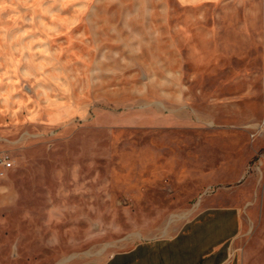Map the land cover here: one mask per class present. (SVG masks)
<instances>
[{
  "label": "rangeland",
  "instance_id": "1",
  "mask_svg": "<svg viewBox=\"0 0 264 264\" xmlns=\"http://www.w3.org/2000/svg\"><path fill=\"white\" fill-rule=\"evenodd\" d=\"M263 79L264 0H0V264L104 260L207 205L264 264Z\"/></svg>",
  "mask_w": 264,
  "mask_h": 264
},
{
  "label": "crops",
  "instance_id": "2",
  "mask_svg": "<svg viewBox=\"0 0 264 264\" xmlns=\"http://www.w3.org/2000/svg\"><path fill=\"white\" fill-rule=\"evenodd\" d=\"M240 223L238 208L207 205L171 237L142 240L104 260L79 264H234L230 242Z\"/></svg>",
  "mask_w": 264,
  "mask_h": 264
},
{
  "label": "built area",
  "instance_id": "3",
  "mask_svg": "<svg viewBox=\"0 0 264 264\" xmlns=\"http://www.w3.org/2000/svg\"><path fill=\"white\" fill-rule=\"evenodd\" d=\"M14 166V160L10 153L0 154V177H6L7 172Z\"/></svg>",
  "mask_w": 264,
  "mask_h": 264
},
{
  "label": "bare ground",
  "instance_id": "4",
  "mask_svg": "<svg viewBox=\"0 0 264 264\" xmlns=\"http://www.w3.org/2000/svg\"><path fill=\"white\" fill-rule=\"evenodd\" d=\"M198 207V206H197Z\"/></svg>",
  "mask_w": 264,
  "mask_h": 264
}]
</instances>
